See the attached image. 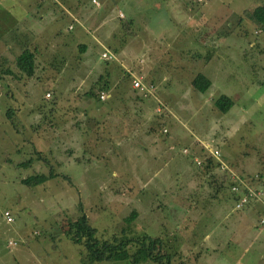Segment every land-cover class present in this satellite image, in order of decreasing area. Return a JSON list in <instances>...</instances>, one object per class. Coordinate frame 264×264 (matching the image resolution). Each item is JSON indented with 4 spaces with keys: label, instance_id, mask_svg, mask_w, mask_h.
<instances>
[{
    "label": "rangeland",
    "instance_id": "374dc122",
    "mask_svg": "<svg viewBox=\"0 0 264 264\" xmlns=\"http://www.w3.org/2000/svg\"><path fill=\"white\" fill-rule=\"evenodd\" d=\"M11 1L0 0V264H82L83 246L64 234L81 215L100 237L122 228L160 237L168 264H264L263 207L233 209L227 179L213 161L204 169L207 145L264 187V29L251 15L263 0H109L99 11L90 0ZM11 22H57V42L34 50ZM25 44L36 72L23 86L16 57ZM104 47L116 59H103ZM7 70L24 76L9 89ZM120 71L157 84L160 115L156 101L117 108V117L100 101ZM198 73L211 81L205 92L192 86ZM221 94L234 101L226 113L214 104ZM25 95L36 102L31 122ZM70 114L82 130L62 144L48 129ZM50 172L42 184L22 182Z\"/></svg>",
    "mask_w": 264,
    "mask_h": 264
},
{
    "label": "trees",
    "instance_id": "16d2710c",
    "mask_svg": "<svg viewBox=\"0 0 264 264\" xmlns=\"http://www.w3.org/2000/svg\"><path fill=\"white\" fill-rule=\"evenodd\" d=\"M252 17L264 29V0L257 5ZM83 49V48H82ZM17 68L31 76L34 73V54L28 49H24L16 58ZM211 85V81L202 73H198L192 79V86L199 92H205ZM94 96L93 92L88 93ZM215 106L222 113H226L234 104L233 99L225 94H221L214 101ZM204 161V160H203ZM207 162V163H205ZM204 169L212 167V160H205ZM203 163V164H204ZM56 177V173L34 174L22 179L26 185H39L47 180ZM262 179V175H258ZM136 217V211H132L129 216L124 219L126 227ZM64 234L74 244L83 246L82 264H97L105 262H128L129 264L140 263H157L168 264L170 254L164 251L163 241L160 237L149 235L147 232L129 233L124 228L118 234L109 237H100L97 229L89 224L86 215H81L75 220H69L64 225ZM165 260V262H164Z\"/></svg>",
    "mask_w": 264,
    "mask_h": 264
},
{
    "label": "crops",
    "instance_id": "0c3cea01",
    "mask_svg": "<svg viewBox=\"0 0 264 264\" xmlns=\"http://www.w3.org/2000/svg\"><path fill=\"white\" fill-rule=\"evenodd\" d=\"M15 1L16 0H12L11 2H9L11 4V7L17 6ZM96 1L98 2V4L93 3L92 0H90V3L95 5L93 7L92 11H94V10L99 11L100 9H102V10H106L107 9L105 6H106V4L109 3V0H107V1L96 0ZM86 2H88V0H86ZM3 3L7 4V2H3ZM103 4L105 5L104 8L102 6ZM17 7L20 8L19 6H17ZM24 13H27V12H23V14ZM99 20H101L102 22H97V23H100V24L103 23L102 18L99 19ZM2 23H5V22H2ZM11 23H12L11 28L18 29L17 30V35L15 36L16 39L18 40L20 37L29 38L31 44L33 43L32 48H34V50L36 48L35 47L36 44L45 43L46 45L49 46L48 48L50 49V47L51 48L53 47V43L57 42V40H56L57 39V35H56L57 32L55 30L57 22H27V23H29L28 26H26L24 22H11ZM88 23H92V22H88ZM82 24H86L88 26L87 22H82ZM40 25L42 27V30L39 28ZM43 25H45V26L47 25L48 29L44 30ZM75 27H78L77 28L78 31L76 33L77 37L82 39L81 38L82 37V31H83L82 28H80L76 23H75V26H74V22H68V24H67V29L68 30H73V29H75ZM13 38H14V36H13ZM7 47L10 48V46H7ZM82 47L84 49V46H82ZM30 48L31 47H28L25 44L24 47L22 48V51L24 49H28V50L33 52V50H31L32 48L31 49ZM19 54L17 55V57L19 56ZM33 54H35V52ZM35 72H36V69L34 68V73L31 76H27L26 79H22V82L24 83L23 86L32 85V81L34 79ZM13 73L14 72H12L10 70L6 71V74H12V78L15 79L12 82V79L11 80L7 79L9 77L7 75L6 82H7L8 89H9V87H11V85L13 87L14 82L18 83V81L21 78L24 77V76L21 77L20 73H18L17 75H15ZM126 75H127V73L123 72V71H120L117 74H114L112 82L105 81L103 83V89L100 90V92H104L106 94V98L104 100H100V101L107 102V105L109 106V108L112 109L115 112V117H117V114H118L117 108L121 109V108H124V107H128L129 109H131V107L134 105L135 107L133 109L138 108V106H141V108L144 109V108L147 107V104H148V106H149V104H151V106H152V102H154V100H152L151 98L142 97V95L137 90L133 89L131 87V80L129 81L130 83L128 81H126L127 80L126 79ZM144 80H145V78H144ZM146 82L153 83L155 86L157 85L156 83H154V81H146ZM15 87H16V85H15ZM47 92H49L51 94L50 97H46L45 96V94ZM100 92H99V94H100ZM99 94H98V98H99ZM44 97L46 99H52V98L55 97V93L51 89H46L44 91ZM23 99H27V108H25V109H28V110H26L25 113L28 114V112H30L29 116L27 117L28 120L26 119V121L27 122H31L32 118H30V114L33 113V111L31 109L34 107L36 102L34 101V99H31L30 97H27V95H25V97ZM137 102L139 103V105L137 104ZM18 112H20V113L22 112L20 108H18ZM71 117H72L71 114H70V117L69 116H64V117H62L59 120H55L54 124L51 127L48 126L49 127L48 131L50 130L51 137L54 140H56L57 142L59 141V143L61 142L62 144H64V142L67 141V140H70V142H72L73 138H75V139L78 138V134H80V131L82 130L81 126H83V125H80V127H79L78 123H77L75 125V127H74L73 118H71ZM105 117H106V115H105ZM121 117H124V116L121 115ZM79 119H80V121L83 124L85 123L84 120L81 117H79ZM100 120L101 119L99 118V121ZM102 122H104V121H102ZM50 124H51V122H50ZM188 153H186V154H188ZM205 158L207 159L208 157H205ZM215 169L217 170V168H215ZM218 173H221V172L218 171ZM227 184L229 185L228 182H227ZM230 195L232 196L231 193H230ZM233 200H234V197H233ZM254 202L259 204V205H261V207H263V210H264V200L263 199L262 200H257V201H252L248 205L250 206V205L254 204ZM258 217H259V222H260L261 218H264V211L262 213H258ZM260 224L264 225V222L263 223L260 222Z\"/></svg>",
    "mask_w": 264,
    "mask_h": 264
},
{
    "label": "built area",
    "instance_id": "2783aa9c",
    "mask_svg": "<svg viewBox=\"0 0 264 264\" xmlns=\"http://www.w3.org/2000/svg\"><path fill=\"white\" fill-rule=\"evenodd\" d=\"M92 2L98 4L96 0H92ZM101 57L106 60L116 59L115 54L106 47L103 48ZM131 87L137 90L142 97L151 98L156 101L157 105L154 108V113L158 115L162 113V105H160V102L155 99L156 86L153 83L146 82L142 76H135L131 74ZM45 96L50 97L51 94L47 92ZM105 98L106 94L104 92H100L99 99L104 100ZM163 132H166V130L164 129ZM205 147L210 154V157L208 158L215 163L217 170L221 172L229 183V192L234 197V209L240 210L245 208L252 201L264 200V187L261 184L255 183L253 178H248L246 175L239 174L234 171L228 163L221 159L218 148H211L207 145ZM183 153H188V150L184 148ZM194 162L198 166H203L204 163V161L199 159L197 156L194 157ZM1 214L6 222L10 223L13 221V217L11 216V212L9 210H3ZM260 222L263 223L264 218H261Z\"/></svg>",
    "mask_w": 264,
    "mask_h": 264
}]
</instances>
